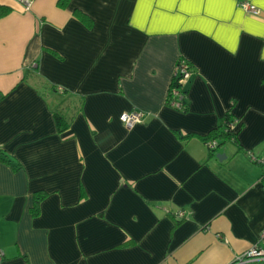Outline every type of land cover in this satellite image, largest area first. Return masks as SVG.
<instances>
[{"label":"crops","instance_id":"0c3cea01","mask_svg":"<svg viewBox=\"0 0 264 264\" xmlns=\"http://www.w3.org/2000/svg\"><path fill=\"white\" fill-rule=\"evenodd\" d=\"M32 1L0 0L2 264H232L264 249V0ZM179 60L185 111L166 104ZM228 112L243 151L211 157L202 137Z\"/></svg>","mask_w":264,"mask_h":264},{"label":"built area","instance_id":"2783aa9c","mask_svg":"<svg viewBox=\"0 0 264 264\" xmlns=\"http://www.w3.org/2000/svg\"><path fill=\"white\" fill-rule=\"evenodd\" d=\"M17 1H19L25 7L26 10H30V8L33 5L32 0H17ZM242 7L247 12H252V13L258 12L256 7L250 5L249 3H242ZM192 74H193V68L188 61L179 60L177 62L174 77L175 79H178L179 83L182 85L185 91H186V86L192 77ZM171 96L172 98L170 99L169 107L177 110H183L185 108L186 92L183 93L181 90L175 88L171 90ZM146 116L147 113L140 110H136L129 113H123L120 116V120L127 128L131 129L134 126L143 123ZM232 129L234 130V124L232 125ZM207 145L210 146L211 148H216L217 142L210 141L208 142ZM251 158L256 162L259 161L253 155H251ZM179 215L182 216V213H180ZM260 241H264V230L260 234ZM4 259H5V253L0 248V264L3 263ZM251 262H264V249L260 248L258 245H255L246 253L237 257L232 264H246Z\"/></svg>","mask_w":264,"mask_h":264},{"label":"trees","instance_id":"16d2710c","mask_svg":"<svg viewBox=\"0 0 264 264\" xmlns=\"http://www.w3.org/2000/svg\"><path fill=\"white\" fill-rule=\"evenodd\" d=\"M68 1L69 0H60L59 1V5L61 7H65L67 5ZM9 13H10V9L9 8L4 7V6H0V18H2L3 16H6ZM77 14H78V16L81 19H83L85 21H88V22L91 21L89 18H87V16L84 13L78 12ZM34 72H36L35 69L32 70V73H33L32 75H34V74L36 75V73H34ZM46 85H48V84H46ZM52 87L54 89H56V87L54 85ZM175 88L181 90L183 93L186 92L183 89L182 85L179 83L178 79H175V77H173V80H172L171 85H170L167 101H166V104L168 106H169L170 99L172 98L171 90L175 89ZM186 94H187V92H186ZM186 104L187 103L185 101V108L183 109L184 111L187 109ZM54 117H55V121L57 123V127H58L60 132H63V131H65V130H67L69 128V125H70V122H71V118L66 115V113L62 110V108L59 107L57 110H55ZM233 124L234 123H233L232 115L230 114V112H228L225 115L223 124L219 128L211 131L205 137H202V140L206 144H208V142H210V141H216L217 142L216 148L220 147V145H222L223 143L232 142L234 145L237 146V148H238L237 150L238 151H243V148L240 146V144L238 142V138H237L238 134L232 129V125ZM192 136H194V135H183L182 138L189 139ZM216 148H211L209 146L210 156L211 157L215 156V149ZM0 153H1V151H0ZM0 160L5 161V162H10V161H7V159L4 156H2V155H0ZM43 198H44V195L41 194V193H38L36 195V197H35V206L33 208L34 215L38 214V212H39V204H40V202H41V200ZM177 223H179V222H177Z\"/></svg>","mask_w":264,"mask_h":264},{"label":"water","instance_id":"95a60500","mask_svg":"<svg viewBox=\"0 0 264 264\" xmlns=\"http://www.w3.org/2000/svg\"><path fill=\"white\" fill-rule=\"evenodd\" d=\"M216 158L219 160V161H224L227 156L225 154H217L216 155Z\"/></svg>","mask_w":264,"mask_h":264},{"label":"rangeland","instance_id":"374dc122","mask_svg":"<svg viewBox=\"0 0 264 264\" xmlns=\"http://www.w3.org/2000/svg\"><path fill=\"white\" fill-rule=\"evenodd\" d=\"M227 143H223L222 145H220V147H218L217 152H220L219 150L222 149L223 147H227Z\"/></svg>","mask_w":264,"mask_h":264},{"label":"snow or ice","instance_id":"6c2138e0","mask_svg":"<svg viewBox=\"0 0 264 264\" xmlns=\"http://www.w3.org/2000/svg\"><path fill=\"white\" fill-rule=\"evenodd\" d=\"M162 2H163V0H162ZM209 2H211V0H209Z\"/></svg>","mask_w":264,"mask_h":264}]
</instances>
